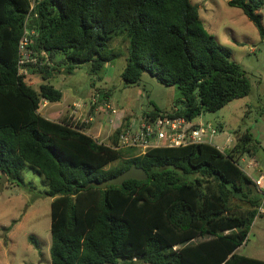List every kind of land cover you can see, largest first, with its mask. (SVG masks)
I'll list each match as a JSON object with an SVG mask.
<instances>
[{"label": "trees", "instance_id": "1", "mask_svg": "<svg viewBox=\"0 0 264 264\" xmlns=\"http://www.w3.org/2000/svg\"><path fill=\"white\" fill-rule=\"evenodd\" d=\"M0 0V173L26 184L29 168L43 178L51 203V264H264L238 254L259 215L262 196L238 159L255 156L252 132L235 131L232 149L201 143L160 147L139 155L101 143L85 125L52 121L44 101L63 92L45 77L88 65L100 76L120 53L110 41L125 34V85L148 72L181 98L169 112H147L193 121L247 97L252 84L231 59L230 48L209 34L191 0ZM258 28L264 41V0H229ZM34 31L27 63L45 81L35 90L20 73V42ZM52 78V77H51ZM127 160H120L122 153ZM133 164L148 179L116 186L110 179ZM30 242L38 248L33 237Z\"/></svg>", "mask_w": 264, "mask_h": 264}, {"label": "rangeland", "instance_id": "2", "mask_svg": "<svg viewBox=\"0 0 264 264\" xmlns=\"http://www.w3.org/2000/svg\"><path fill=\"white\" fill-rule=\"evenodd\" d=\"M228 1L191 0L199 8L205 30L218 43L230 48L231 59L242 67L252 84V92L248 97L236 99L222 110L205 113L194 120L195 123L208 122L212 126L222 123L225 126L223 132L212 138L213 145L217 148L226 146L228 138L232 139L233 145L234 134L238 129L253 130L259 136L258 140H262L261 136H264V41L258 28L244 12L230 6ZM260 13L264 26V9ZM109 46L113 51L120 53V56L105 65L100 73L101 77L89 75L88 65L75 69L71 74L61 71L60 74L53 72L50 76H45L38 73L37 69L26 66L22 72L26 83L35 90H39V86L45 82L42 78L45 76L64 93L60 102L50 103L47 108L41 107V114L51 116L57 122L70 121L85 125L86 132L106 144L111 143L114 130L106 128L103 133L99 130L103 128L101 125H105L102 117L113 115L108 109H102L105 104L115 108L119 115H126L125 124H129L130 119L136 124L152 110L171 111L175 102L181 98L177 87L161 84L148 72L143 73L139 84L125 85L122 74L128 55L126 35L113 38ZM22 54L26 57L29 50L23 48ZM31 58L36 59L33 55ZM102 93L105 94L103 97ZM74 104L77 105L76 113ZM92 128L98 131L90 132L89 129ZM232 147L224 148V151ZM135 152L138 153L136 150ZM258 155L262 156L261 153ZM127 156L125 152L122 153L121 159L109 167L119 165L129 158ZM242 158L244 159L241 160ZM238 162L249 176L255 177L254 163L256 165L262 161L256 157L253 162L248 155H244ZM22 175L26 182L24 186L7 182L0 189V264H51L53 198L44 195L47 188L41 176L34 174L29 168L24 169ZM262 209H259V215L254 220L247 241L237 252L264 261V205ZM30 237L37 242L38 248L30 242Z\"/></svg>", "mask_w": 264, "mask_h": 264}, {"label": "built area", "instance_id": "3", "mask_svg": "<svg viewBox=\"0 0 264 264\" xmlns=\"http://www.w3.org/2000/svg\"><path fill=\"white\" fill-rule=\"evenodd\" d=\"M35 0H32V7L35 6ZM34 31L27 30L23 39L20 42L21 58L18 62L19 71L22 74L24 67L27 63L37 62L36 59H32V51L29 50V54L23 57L22 49L27 48L28 45L33 43ZM28 49V48H27ZM75 113L77 112L76 107ZM106 107V108H104ZM103 110L108 109L113 115L117 114V110L111 105L102 106ZM118 137V144L116 149H134L139 155L147 153L150 149L160 147H181L190 144L208 143L213 145L212 138L218 133V130L210 123H195L193 121H187L183 117H170L163 116L153 118L146 113L136 124L134 121H130L129 124H125L120 129ZM227 142V147L229 146ZM225 148V147H224ZM224 148H218L222 152H225ZM258 188L262 196V204L260 209L263 210L264 205V170L259 175L251 177Z\"/></svg>", "mask_w": 264, "mask_h": 264}, {"label": "crops", "instance_id": "4", "mask_svg": "<svg viewBox=\"0 0 264 264\" xmlns=\"http://www.w3.org/2000/svg\"><path fill=\"white\" fill-rule=\"evenodd\" d=\"M62 91V90H61ZM63 92V91H62ZM105 94H103L102 93V97L104 96ZM63 97H64V93H63ZM248 97V96H247ZM63 99V98H62ZM109 102H110V100H109ZM50 105V102H47V101H44L43 102V104H42V108H47L48 106ZM75 105V104H74ZM74 105H73V107H74ZM264 107V106H263ZM222 110V109H221ZM76 111H77V109H76ZM80 113H82V110H80ZM205 113H203L202 115H200L199 117H202L203 115H204ZM42 116H44L43 114H41ZM45 118H47V119H49V120H52V121H55L56 119L55 118H51V116H44ZM125 117H126V115H119L118 113H117V115L116 116H113V115H111V117L109 116V117H106L105 115H104V117H102L103 118V121H104V124L105 125H101V126H103V128L102 129H99V130H101V133H103L104 131H106L105 129L106 128H111V130L110 131H113L114 130V132L116 131V130H118V129H121L124 125H125V122H124V119H125ZM111 118V119H110ZM197 119V118H196ZM195 120V119H194ZM112 123H111V122ZM130 121H132V119H130ZM258 122V121H257ZM208 123V122H207ZM213 127H215L217 130H218V133H220V132H223V130H224V127L225 126H223V124L222 123H219L218 125H216V126H213ZM241 130V129H240ZM247 130V129H246ZM89 131L90 132H94L95 133V131L97 132L98 130L96 129V128H92V129H89ZM109 131V132H110ZM251 131H253V130H251ZM88 133V132H87ZM218 133L215 135V136H217L218 135ZM89 134V133H88ZM252 134L254 135V137H255V139H259L258 137L259 136H257V134L253 131L252 132ZM91 135V134H90ZM263 135V134H262ZM262 137V140H258L259 142H260V148H259V150H258V152H257V154L255 155V156H253V157H251L250 155H248L249 156V158H250V160L251 161H253L254 162V160H256V157L257 158H259L262 162H257V164L255 165V163H254V170H255V175H259L260 174V172L261 171H263L264 170V168H263V166H264V136H261ZM229 141V146H230V148H231V146H234V144H235V140H234V143H233V145H231V143L233 142L232 141V139L231 138H228L227 139V142ZM226 148L227 147V144H226V146H223V148ZM222 148V147H221ZM259 153H261L262 154V156H259L258 154ZM244 158H242L241 160H243ZM247 173V172H246ZM1 174V173H0ZM249 175V174H248ZM250 177H253V175H251Z\"/></svg>", "mask_w": 264, "mask_h": 264}, {"label": "water", "instance_id": "5", "mask_svg": "<svg viewBox=\"0 0 264 264\" xmlns=\"http://www.w3.org/2000/svg\"><path fill=\"white\" fill-rule=\"evenodd\" d=\"M131 179L144 181L148 179V174L143 168H139L135 164H133L128 170L121 173L119 176L110 179V183L112 185L121 186L124 184L125 181ZM7 182H8V177L4 173H1L0 189H2Z\"/></svg>", "mask_w": 264, "mask_h": 264}]
</instances>
